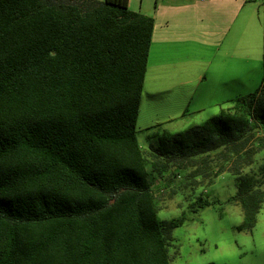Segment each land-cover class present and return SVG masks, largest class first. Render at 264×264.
Here are the masks:
<instances>
[{
  "label": "trees",
  "instance_id": "trees-1",
  "mask_svg": "<svg viewBox=\"0 0 264 264\" xmlns=\"http://www.w3.org/2000/svg\"><path fill=\"white\" fill-rule=\"evenodd\" d=\"M129 5L0 0V264H171L186 218L159 219L153 182L174 168L192 185L234 174L238 231L256 226L264 84L201 125L157 133L146 153L136 124L154 19Z\"/></svg>",
  "mask_w": 264,
  "mask_h": 264
},
{
  "label": "rangeland",
  "instance_id": "rangeland-1",
  "mask_svg": "<svg viewBox=\"0 0 264 264\" xmlns=\"http://www.w3.org/2000/svg\"><path fill=\"white\" fill-rule=\"evenodd\" d=\"M253 1L243 10L241 24L235 29L240 37L233 31L222 48V54L237 56L235 68L229 70L228 75H219L211 81L210 92L201 93L209 94L211 103L217 106L201 115L174 121L166 127L171 134L203 124L228 107L225 100L254 93L264 84V0ZM140 2L132 0L130 10L139 13ZM143 2L149 9L157 2L161 4V0ZM247 16L249 19L245 20ZM246 57L250 59L248 63H244ZM148 67L136 124L139 144L146 153L151 145L158 144L155 135L163 130H158L156 122L168 115L179 116V97L185 95L180 92L157 94L155 90L159 85L154 82L153 62ZM151 125L153 129H147ZM187 175V171L174 168L164 174V179L153 182L159 200V219L186 218L184 225L172 232L171 264H264V207L257 216L255 228L251 232H240L242 211L232 202L237 193L236 176L226 171L212 182L198 178V184L192 185ZM200 198L211 205L200 208Z\"/></svg>",
  "mask_w": 264,
  "mask_h": 264
},
{
  "label": "crops",
  "instance_id": "crops-1",
  "mask_svg": "<svg viewBox=\"0 0 264 264\" xmlns=\"http://www.w3.org/2000/svg\"><path fill=\"white\" fill-rule=\"evenodd\" d=\"M254 2L161 0V4L157 2L154 8L149 9L141 0L139 13L154 19L148 66L153 62L154 82L159 85L155 91L157 94H185L183 98L179 97V116L168 115L158 120V130L170 133L166 127L174 121L201 115L210 107L217 106V103H211L209 94L201 93L210 92L211 81L219 75H228V71L235 68L237 56L222 54V48L233 31L240 37V32L235 29L241 24L243 10ZM131 4L132 0L130 7ZM247 17L245 20L249 19ZM245 23L250 25V22ZM249 60V57L244 58V63ZM148 70L149 67L147 73ZM151 127L154 125L147 126V129Z\"/></svg>",
  "mask_w": 264,
  "mask_h": 264
},
{
  "label": "built area",
  "instance_id": "built-area-1",
  "mask_svg": "<svg viewBox=\"0 0 264 264\" xmlns=\"http://www.w3.org/2000/svg\"><path fill=\"white\" fill-rule=\"evenodd\" d=\"M201 1H205V0H201Z\"/></svg>",
  "mask_w": 264,
  "mask_h": 264
}]
</instances>
